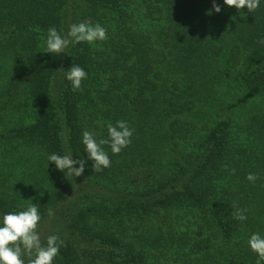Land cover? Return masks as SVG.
Listing matches in <instances>:
<instances>
[{"label":"trees","instance_id":"16d2710c","mask_svg":"<svg viewBox=\"0 0 264 264\" xmlns=\"http://www.w3.org/2000/svg\"><path fill=\"white\" fill-rule=\"evenodd\" d=\"M0 0V213L39 203L54 264H256L264 233V5L215 0ZM100 23L106 41L43 53L47 30ZM88 73L73 91L65 71ZM125 120L111 166L67 176L84 130ZM249 173L258 179L246 180ZM245 211L246 221L233 217ZM53 215H48V210Z\"/></svg>","mask_w":264,"mask_h":264},{"label":"clouds","instance_id":"9594fccd","mask_svg":"<svg viewBox=\"0 0 264 264\" xmlns=\"http://www.w3.org/2000/svg\"><path fill=\"white\" fill-rule=\"evenodd\" d=\"M223 4L229 8L234 7L238 12L247 9V13L250 14L264 5V0H223ZM213 10L216 13L221 11L220 5L215 0H213ZM107 38V29L100 23H72L66 33L62 30L58 31L53 26L47 30L43 53L59 56L61 53H66L70 47L74 48L85 43L93 45L106 41ZM64 71L65 79L70 82L72 90H80L82 81L88 76L84 68L71 64V67ZM105 127L107 136L102 138H97L95 133L88 130L81 133L85 156L78 155V159H73L71 152L64 155L49 154L47 169L52 164L65 177L74 178L84 174L88 161L92 162L93 173L109 168L112 162L105 146L110 149L112 155H118L131 144L134 130L122 119L108 123ZM257 179L258 177L253 173L246 176V180L252 183ZM245 211L235 208L233 217L241 222L246 221L248 217L244 214ZM48 215L50 217L53 215L52 209L48 210ZM41 220L39 203H31L20 211L0 213V264H54L64 242L55 233L48 235L46 240L42 241L39 231ZM247 246L256 255V264H264V233L252 232L247 238Z\"/></svg>","mask_w":264,"mask_h":264}]
</instances>
